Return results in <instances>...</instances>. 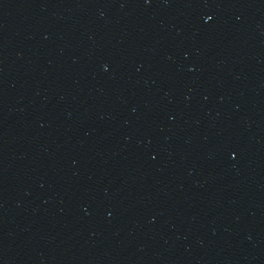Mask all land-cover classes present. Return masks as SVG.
<instances>
[{"label": "water", "instance_id": "95a60500", "mask_svg": "<svg viewBox=\"0 0 264 264\" xmlns=\"http://www.w3.org/2000/svg\"><path fill=\"white\" fill-rule=\"evenodd\" d=\"M0 264H264V0H0Z\"/></svg>", "mask_w": 264, "mask_h": 264}]
</instances>
